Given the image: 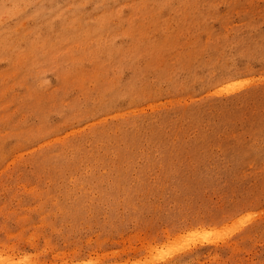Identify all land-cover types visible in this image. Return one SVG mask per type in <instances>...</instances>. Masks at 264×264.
I'll list each match as a JSON object with an SVG mask.
<instances>
[{
  "label": "rangeland",
  "instance_id": "1",
  "mask_svg": "<svg viewBox=\"0 0 264 264\" xmlns=\"http://www.w3.org/2000/svg\"><path fill=\"white\" fill-rule=\"evenodd\" d=\"M0 264H264V0H0Z\"/></svg>",
  "mask_w": 264,
  "mask_h": 264
}]
</instances>
